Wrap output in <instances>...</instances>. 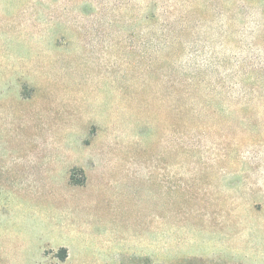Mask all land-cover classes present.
<instances>
[{
	"label": "rangeland",
	"instance_id": "374dc122",
	"mask_svg": "<svg viewBox=\"0 0 264 264\" xmlns=\"http://www.w3.org/2000/svg\"><path fill=\"white\" fill-rule=\"evenodd\" d=\"M67 248L264 264V0H0V264Z\"/></svg>",
	"mask_w": 264,
	"mask_h": 264
},
{
	"label": "crops",
	"instance_id": "0c3cea01",
	"mask_svg": "<svg viewBox=\"0 0 264 264\" xmlns=\"http://www.w3.org/2000/svg\"><path fill=\"white\" fill-rule=\"evenodd\" d=\"M105 234H108L109 238L105 235H102L99 232H93V237L95 239L100 240L99 243H101L102 248H111L113 246L120 247L122 245L126 246L127 234H128L126 230L125 231L120 230V231H115V232H108ZM64 248H66V247H64ZM68 253H69V255L67 256L66 260L63 262L64 264H70L71 263V259H70L71 252H69V249H68ZM127 263L137 264V262H135V261H131V262H127Z\"/></svg>",
	"mask_w": 264,
	"mask_h": 264
},
{
	"label": "trees",
	"instance_id": "16d2710c",
	"mask_svg": "<svg viewBox=\"0 0 264 264\" xmlns=\"http://www.w3.org/2000/svg\"><path fill=\"white\" fill-rule=\"evenodd\" d=\"M67 256H68V252H67V250H66V251H65V255H64V257H63L62 259H65Z\"/></svg>",
	"mask_w": 264,
	"mask_h": 264
}]
</instances>
